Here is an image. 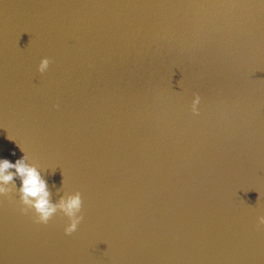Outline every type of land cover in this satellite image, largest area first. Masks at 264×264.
<instances>
[{
	"label": "water",
	"instance_id": "1",
	"mask_svg": "<svg viewBox=\"0 0 264 264\" xmlns=\"http://www.w3.org/2000/svg\"><path fill=\"white\" fill-rule=\"evenodd\" d=\"M22 156L83 219L37 223L15 176L0 264H264V0H0V158Z\"/></svg>",
	"mask_w": 264,
	"mask_h": 264
},
{
	"label": "clouds",
	"instance_id": "2",
	"mask_svg": "<svg viewBox=\"0 0 264 264\" xmlns=\"http://www.w3.org/2000/svg\"><path fill=\"white\" fill-rule=\"evenodd\" d=\"M50 60L44 57L40 60L38 71L43 73L49 67ZM196 102L200 101V96L195 95ZM58 107V106H57ZM191 110L194 114H198V109L193 105ZM15 169V172L9 171ZM18 176L21 180L20 203L23 205L21 211L34 212L37 223L47 224L49 220L58 211L68 217L69 223L64 229L66 235L76 231L80 221L83 219L81 213L82 198L79 191L69 197L61 198L58 204L50 200L46 181L41 177L40 172L35 166L28 165L22 156L15 163L7 158H0V193L6 191L3 185L12 182L14 177ZM259 224L264 225V216H260Z\"/></svg>",
	"mask_w": 264,
	"mask_h": 264
}]
</instances>
